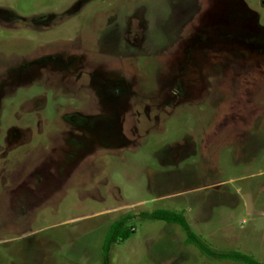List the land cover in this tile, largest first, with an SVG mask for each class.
I'll use <instances>...</instances> for the list:
<instances>
[{"label":"rangeland","instance_id":"374dc122","mask_svg":"<svg viewBox=\"0 0 264 264\" xmlns=\"http://www.w3.org/2000/svg\"><path fill=\"white\" fill-rule=\"evenodd\" d=\"M261 1L0 0V264L264 262Z\"/></svg>","mask_w":264,"mask_h":264},{"label":"trees","instance_id":"16d2710c","mask_svg":"<svg viewBox=\"0 0 264 264\" xmlns=\"http://www.w3.org/2000/svg\"><path fill=\"white\" fill-rule=\"evenodd\" d=\"M141 215L143 217L163 221L168 224L179 225L186 233V242L193 244L200 251V253L206 257L217 260H231L239 264H264V262L256 260L251 255L239 251L230 250L227 252H217L210 249L191 231L189 224L181 212L175 210L157 209L151 213H141ZM126 219L127 217L115 221L109 227L101 246L102 264H109L110 246L114 244L118 238L127 239L130 236V230L124 227V224L127 222Z\"/></svg>","mask_w":264,"mask_h":264},{"label":"flooded vegetation","instance_id":"af4514ba","mask_svg":"<svg viewBox=\"0 0 264 264\" xmlns=\"http://www.w3.org/2000/svg\"><path fill=\"white\" fill-rule=\"evenodd\" d=\"M261 4H263L262 1H261ZM262 6L264 7V4H263ZM60 63H61V61H60ZM60 63H59V66H61ZM40 64L45 65V63L43 62V60H42V62H41ZM46 64H47V63H46ZM62 65H63V64H62ZM63 68L66 69V66L63 65Z\"/></svg>","mask_w":264,"mask_h":264}]
</instances>
